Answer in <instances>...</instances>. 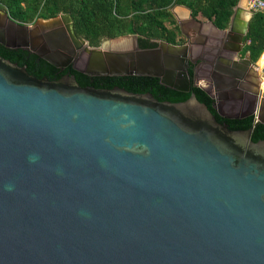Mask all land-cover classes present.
Instances as JSON below:
<instances>
[{
    "label": "water",
    "instance_id": "1",
    "mask_svg": "<svg viewBox=\"0 0 264 264\" xmlns=\"http://www.w3.org/2000/svg\"><path fill=\"white\" fill-rule=\"evenodd\" d=\"M242 1L227 30L208 26L239 45L235 56L254 17ZM172 13L188 38V22L203 26L185 6ZM155 42L91 47L69 14L23 24L0 8L6 48L62 70L154 77L191 92L198 48ZM252 67L250 56L235 57L197 84L222 118L264 125L260 86L242 114L225 110ZM252 135L220 123L195 93L172 103L82 87L71 74L38 79L0 56V264H264V141Z\"/></svg>",
    "mask_w": 264,
    "mask_h": 264
},
{
    "label": "trees",
    "instance_id": "2",
    "mask_svg": "<svg viewBox=\"0 0 264 264\" xmlns=\"http://www.w3.org/2000/svg\"><path fill=\"white\" fill-rule=\"evenodd\" d=\"M241 0H0V8L10 17L23 24H33L39 19L49 20L60 14H69L74 21V29L79 38L89 42L91 47H99L104 40L121 41L137 36L141 49L157 47L155 41L181 44V27L172 13L177 6H185L193 13L196 21H209L220 29L229 27L234 9ZM184 44V43H183ZM264 53V14H256L245 39L243 56L249 55L256 63ZM0 56L23 67L29 74L51 81L60 80L67 74L75 75L82 87L96 89H125L135 94H152L159 101L180 103L187 101L192 93L206 104L220 123L224 119L213 109L214 100L201 88H192L184 93L168 88L160 79L147 76H88L69 67L56 68L39 56L24 49H9L0 44ZM255 118L226 121L235 131L253 129L252 140L264 141V125H255Z\"/></svg>",
    "mask_w": 264,
    "mask_h": 264
},
{
    "label": "flooded vegetation",
    "instance_id": "3",
    "mask_svg": "<svg viewBox=\"0 0 264 264\" xmlns=\"http://www.w3.org/2000/svg\"><path fill=\"white\" fill-rule=\"evenodd\" d=\"M203 26L202 28H199L195 24L191 23L188 27V29L190 30L191 38L187 37V41L184 43H194V49L198 48V51L193 50V55H196L198 58H200L195 64L190 63L189 65L191 89L200 88L197 84L198 80L206 79L211 76L218 66L219 68L226 67L227 62L234 59L235 57L243 59L246 56H249H243L242 54L245 45L242 51L237 56H235L234 51L239 48V45L235 41H228L226 35L219 34L217 31L213 30L211 28L213 27L212 25L210 28H207L205 30L203 29ZM251 63L253 66L252 69L244 75V78L241 81L243 83L238 88V92L235 93L230 99V101L227 103L225 109L227 114H229L230 111H235L237 114H242L244 110L250 108V106L252 105V103H254L256 99L257 91L260 86L261 76H258V79H256V63L252 61ZM69 67H73V64ZM68 68H65L64 70ZM222 119H224L225 124H227L226 121H237L242 120L244 118Z\"/></svg>",
    "mask_w": 264,
    "mask_h": 264
},
{
    "label": "rangeland",
    "instance_id": "4",
    "mask_svg": "<svg viewBox=\"0 0 264 264\" xmlns=\"http://www.w3.org/2000/svg\"><path fill=\"white\" fill-rule=\"evenodd\" d=\"M242 5H244V6H246L247 5V0H243L242 1ZM202 23H203V29L205 30V29H207L208 28V26H209V21H202ZM186 24V23H185ZM189 24H191L190 22H188L187 23V25H186V29H187V27H189L188 25ZM188 32L190 33V31L188 30ZM181 33H182V37H181V44H183V43H185L187 40V36L185 35V34H183V32H182V30H181ZM180 44V45H181ZM263 66H264V55L263 56H261V58L259 59V61L258 62H256V70H257V72L255 73V77H256V79H258V76L260 77L261 76V80H260V87L262 88V89H264V84H263V77H264V75H263V72H262V69H263ZM200 84H202L203 86H206L207 84H206V82H205V80H200Z\"/></svg>",
    "mask_w": 264,
    "mask_h": 264
},
{
    "label": "built area",
    "instance_id": "5",
    "mask_svg": "<svg viewBox=\"0 0 264 264\" xmlns=\"http://www.w3.org/2000/svg\"><path fill=\"white\" fill-rule=\"evenodd\" d=\"M246 8L254 14H264V0H247ZM264 53L262 54V56ZM264 75V73H263ZM264 78V77H263Z\"/></svg>",
    "mask_w": 264,
    "mask_h": 264
},
{
    "label": "bare ground",
    "instance_id": "6",
    "mask_svg": "<svg viewBox=\"0 0 264 264\" xmlns=\"http://www.w3.org/2000/svg\"><path fill=\"white\" fill-rule=\"evenodd\" d=\"M130 44H131V42L130 41H127L125 44H123L124 45V47H129L130 46ZM115 48H118V46H116V45H113V44H105V46H104V49H115ZM263 69H264V66H263ZM262 69V70H263ZM264 79V78H263Z\"/></svg>",
    "mask_w": 264,
    "mask_h": 264
},
{
    "label": "crops",
    "instance_id": "7",
    "mask_svg": "<svg viewBox=\"0 0 264 264\" xmlns=\"http://www.w3.org/2000/svg\"><path fill=\"white\" fill-rule=\"evenodd\" d=\"M264 82V81H263ZM264 84V83H263Z\"/></svg>",
    "mask_w": 264,
    "mask_h": 264
}]
</instances>
